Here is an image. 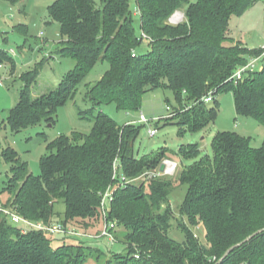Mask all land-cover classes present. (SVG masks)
I'll return each instance as SVG.
<instances>
[{
  "label": "trees",
  "instance_id": "1",
  "mask_svg": "<svg viewBox=\"0 0 264 264\" xmlns=\"http://www.w3.org/2000/svg\"><path fill=\"white\" fill-rule=\"evenodd\" d=\"M100 1L101 6L92 0H55L48 7L63 37L58 52L74 66L55 90L39 95L31 94L29 84L35 82L37 71L21 76L24 86L6 117L12 131L52 124L58 108L74 97L83 77L102 61L108 69L86 91L91 111L111 103L118 111H137L146 92L164 89L188 108L178 123L181 130L203 131L216 120L217 95L231 93L237 115L264 126V67L237 83L230 79L260 51L231 37L229 21L257 0ZM132 2L145 37L135 32ZM176 11H183L184 20L168 24ZM143 43L147 48L140 53L137 48ZM11 60L0 49V65ZM208 95L213 98L210 104L203 102ZM92 119L89 133L73 132L48 143L47 154L39 160V175L29 173L16 151L4 149L1 156L11 166L0 189L7 196L3 206L26 220L58 224L64 230L70 222L97 220L105 212L106 225L115 221L126 233L123 252L104 264H217L240 243L219 264H264V137L254 148L249 137L217 132L211 159L201 158L178 173L179 185L186 187L179 211L191 224L202 225L203 244L181 224L183 240L169 236L176 220L170 182L154 178L147 189L121 184V177L159 170L164 151L137 158L133 143L138 126L121 127L101 111ZM199 154L196 144L182 145L178 151L184 159ZM109 188L110 201L102 208ZM59 202L64 204L62 217L56 210ZM66 237L23 230L0 212V264H84L82 248L66 242Z\"/></svg>",
  "mask_w": 264,
  "mask_h": 264
},
{
  "label": "rangeland",
  "instance_id": "2",
  "mask_svg": "<svg viewBox=\"0 0 264 264\" xmlns=\"http://www.w3.org/2000/svg\"><path fill=\"white\" fill-rule=\"evenodd\" d=\"M54 1L19 0L11 3L8 0H0V49L5 50L12 59L11 64L7 62L0 65V189L7 176L9 177L11 166L1 156L4 149L9 147L16 151L20 161L26 162L29 173L39 175V160L47 154L48 143L59 136H70L73 132L89 133L93 125L92 116L101 111L121 127L125 125L139 127L138 137L133 143L135 157L147 158L164 151L161 164L166 161L177 164L172 176H159L156 175L159 170L145 169L133 178L121 177V184L132 183L147 189L149 181L154 178L170 182L172 189L170 207L176 220L172 221L169 236L177 241L183 240V234L178 228V224H181L191 231L193 238H198L204 244L202 225L191 224L179 211L186 187L179 185L178 173L201 158L211 159V142L217 132L231 131L249 137L251 146L257 148L264 137V126L253 118L237 115L231 93L217 95L219 106L216 120L203 131H190L185 128L181 130L178 123L188 108L185 109L183 101L181 104L177 103L172 92L164 89L146 92L137 111H118L113 103L96 107L91 111L92 105L86 98V91L88 86L96 83L108 69L107 62L102 61L97 62L83 77L74 97L58 108L52 124L41 122L20 131H12L6 123V117L18 101L24 86L21 76L29 71H37L35 82L31 81L29 84L31 94L39 95L55 90L64 75L74 66L72 59L63 57L58 52L63 37L60 35L58 23L48 14V7ZM92 1L96 6H101L100 0ZM187 1L193 3L197 0ZM130 10L136 34L145 37L141 33L140 19L134 2L131 3ZM183 20V11H176L167 23L176 25ZM229 35L250 49L263 46L264 0H257L242 15L232 17L229 21ZM146 48L143 43L137 51L142 53ZM255 67L256 69L264 67V61L257 63ZM176 114L178 118L175 117ZM141 116L148 122H143ZM153 129L156 133L151 136L150 130ZM188 144L198 146L200 154L196 158L184 159L178 155L179 148ZM111 189H108L110 195ZM5 199L7 196L3 192L0 194V204L4 205ZM104 204L107 206L108 200H105ZM56 210L62 217L64 204L59 202ZM105 216L103 212L102 217L97 220L70 222L66 242L82 248L86 256L84 264H104L113 258L114 254L122 253L125 248V228L115 221L110 224L108 222L110 227H106L111 239L102 235L107 222ZM214 260L215 258L211 261Z\"/></svg>",
  "mask_w": 264,
  "mask_h": 264
},
{
  "label": "built area",
  "instance_id": "3",
  "mask_svg": "<svg viewBox=\"0 0 264 264\" xmlns=\"http://www.w3.org/2000/svg\"><path fill=\"white\" fill-rule=\"evenodd\" d=\"M172 21H175L172 19ZM40 35H43L42 33H40ZM259 54L257 56H252L248 59V62L244 65L241 66L239 68H237L234 73L231 76V80L234 83H237L239 81H241L245 76H248L250 73L258 70L256 69L255 65L259 62H263L264 61V45L258 48ZM263 67L259 68L262 69ZM213 98L212 95H208L207 97H205L203 99L204 103H210L212 102ZM140 119L147 123L148 120H146V118H144V116H141ZM156 130H150V135L153 136L155 135ZM165 168L163 172L158 171V173L156 175H164V176H172L174 174V171L177 167V164L171 161H166L164 163ZM110 193L107 190L106 193L103 195V199H102V208H104V202L105 200H108V202L110 201ZM0 212L6 216L9 221L14 224V225H18L21 226L23 228V230H31V229H35V230H42L44 232L47 233H51V234H63L65 233V235H68V230H64L62 226L58 225V224H54L52 226H46L44 225L42 222H33V221H29L24 219L23 217H21L20 215H18L15 211L10 210L6 207H4L2 204H0ZM106 227H110V225H106L105 224V229L103 230L102 235L105 237H108L111 239V236L109 234H107V228Z\"/></svg>",
  "mask_w": 264,
  "mask_h": 264
},
{
  "label": "water",
  "instance_id": "4",
  "mask_svg": "<svg viewBox=\"0 0 264 264\" xmlns=\"http://www.w3.org/2000/svg\"><path fill=\"white\" fill-rule=\"evenodd\" d=\"M165 168V165L162 163L159 167V171L163 172ZM251 237L247 238L246 240H249ZM241 244V243H240ZM240 244H237L236 246L230 247L222 256V258L217 262V264L221 263L233 250L234 248L238 247Z\"/></svg>",
  "mask_w": 264,
  "mask_h": 264
},
{
  "label": "crops",
  "instance_id": "5",
  "mask_svg": "<svg viewBox=\"0 0 264 264\" xmlns=\"http://www.w3.org/2000/svg\"><path fill=\"white\" fill-rule=\"evenodd\" d=\"M248 48V47H247ZM259 48V47H258ZM258 48H253V49H258ZM250 49V48H249Z\"/></svg>",
  "mask_w": 264,
  "mask_h": 264
}]
</instances>
